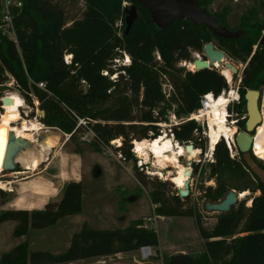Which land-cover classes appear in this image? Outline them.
<instances>
[{"label": "trees", "instance_id": "obj_1", "mask_svg": "<svg viewBox=\"0 0 264 264\" xmlns=\"http://www.w3.org/2000/svg\"><path fill=\"white\" fill-rule=\"evenodd\" d=\"M70 1L23 0V7L14 16L17 42L0 28V90L14 80L29 106L39 102V119L45 126L62 131L70 140L80 132H91V142L97 148L123 138L117 150L125 160H136L132 141L160 135L159 124L169 120L165 104L172 99L177 105L174 115L183 121L172 127L175 140L191 142L204 152L202 128L196 120L187 118L201 107L204 95L218 97L230 86L219 69L192 71L179 64L191 62L195 52L202 54L205 44L212 42L235 62L246 63L238 88L240 100L233 109L228 107L229 113L237 114L240 129H245L246 121L241 120L246 114L245 93L264 86V46L259 43L264 36V0H246L252 3L237 20L233 6L227 2L212 10L215 0H197L218 23L234 32L228 38L187 18L158 28L137 0H84L83 16L69 23L63 4ZM132 5H136L138 16L126 32V7ZM68 54L72 55L70 64L65 62ZM124 54L130 56L131 63L113 68L115 60ZM116 73L119 76L112 79ZM163 79L173 87L169 99ZM40 82L46 84L45 89L37 86ZM213 156L214 161L208 164L209 179L215 183L201 186V199L219 202L232 189L260 194L253 197L249 207L241 203L227 213H219L214 227L208 229L196 206H185L190 195L181 197L178 191L168 194L171 182L157 181L149 193L156 214L193 217L204 247L199 254L163 256V264H264V184L250 171L241 153L233 155L224 139L216 144ZM256 161L264 168V160ZM134 171L142 185L147 184L143 170L134 166ZM194 172H199L198 164H194ZM83 195V181H71L61 200L48 203L44 209H2L0 224L12 221L16 238L28 236L32 229H46L81 213ZM0 197H7L2 189ZM142 246L158 248L159 236L140 221L125 228L107 229L84 224L59 252L31 250L24 241L4 252L0 264H72L137 251Z\"/></svg>", "mask_w": 264, "mask_h": 264}, {"label": "rangeland", "instance_id": "obj_2", "mask_svg": "<svg viewBox=\"0 0 264 264\" xmlns=\"http://www.w3.org/2000/svg\"><path fill=\"white\" fill-rule=\"evenodd\" d=\"M226 2L233 6V16L236 20L245 7L252 3L246 0H215L211 8L212 10H217L220 4ZM125 4L131 5L129 2ZM63 5L69 23L72 19L81 18L86 9L84 0H72ZM193 57L196 58L195 54H193ZM200 57H203V54H200ZM227 60L239 67V74L232 75L230 81L225 77L230 86L225 94L229 95L230 91H234L237 96L235 100L229 101L227 105V121L238 130L240 129L237 122L238 116L236 113H229L228 107L233 109L234 103L240 100L238 88L246 63H237L228 56ZM130 63V56L124 54L121 59L115 60L113 68L119 69L121 66L129 65ZM179 66L190 70L183 62ZM118 76V73H116L111 78L116 79ZM5 87L4 90H0V95H2L0 96V100L8 93H16L23 98L15 88L14 80L7 82ZM163 90L166 96L171 93L167 79H163ZM260 90L264 93V86ZM24 103L25 105L21 109L22 117L40 121L39 116L41 115V111L38 101H34V107L29 106L25 100ZM2 106L3 104L0 102V113L3 111ZM176 108L177 105L172 99L168 101V104H165L169 120L167 123L159 124L161 126L160 135L167 133L175 139L172 127L176 123H180L181 120L174 116ZM243 119H246V114L241 116V120ZM197 123L202 128L200 139L205 141L204 152H201L198 159H189L185 155L179 157L180 163L191 170L186 186L189 189L190 200L186 202L185 206H196L202 216L204 226L212 229L219 213L206 211V202L200 198L201 186L214 185L215 183L214 180L209 179L208 164L211 162V156H208L207 153L209 148V124L207 126V122L204 121H197ZM11 125L12 128H17L19 121L13 122ZM52 134L60 136V143L51 155L55 163L48 164L47 166L45 164L41 165L39 171L34 172V174H31V172L20 174V172L24 171L21 165H17L14 170L3 172L0 180L5 182L2 190L7 193V197H0V211L6 206L12 209H26L30 211L44 209L48 203L61 200L65 186L75 179L76 176L82 179L84 185L83 210L79 214L62 219L55 226L42 230L32 229L28 236L21 238H16L13 235L14 222L7 221L1 223L0 257L4 252L11 250L15 245L24 241L29 243L31 250L48 249L53 252H59L69 245L73 233L79 231L84 224L100 229L125 228L136 221H140L142 225L146 224L148 229H155L157 231L162 246L160 251L162 257L168 256L172 251L184 250L194 254H199L203 251V240L198 233L195 219L193 217L158 216L155 212L156 205L150 198L149 193L153 188V184H157V181L160 180H169L171 182L167 188L168 194L181 189L170 179L166 178L169 172H174V166L170 165L162 170L164 176L154 175L153 173L158 171L154 159L151 158L148 163H144L142 158L134 151V145H132L131 151L135 155L136 160L127 161L122 157L121 151L117 150V148L122 145L123 138L113 140L111 146H100L97 148L91 142L93 138L91 132H80L75 140H70L62 131L48 127L36 134V144L25 139L22 142L20 152L37 147L39 143H43ZM180 144L183 146L186 143ZM232 147L233 155L238 154V150L233 144ZM57 150H62L63 155L55 158ZM76 151H80V154L76 153ZM194 164L199 165V172L197 174L194 172ZM134 166L143 170L142 173L146 177L147 184L142 185L138 180ZM42 171L44 174L41 175ZM13 181L18 183L15 184ZM8 182H12L13 184H8ZM259 194V191L254 195L250 193L246 197L241 198L235 206L244 203L246 207H249L252 205L253 197ZM149 218H151V221ZM155 255L156 251L149 260L154 259ZM157 258H160V256ZM97 260L98 258H91L80 260L74 264H97Z\"/></svg>", "mask_w": 264, "mask_h": 264}, {"label": "bare ground", "instance_id": "obj_3", "mask_svg": "<svg viewBox=\"0 0 264 264\" xmlns=\"http://www.w3.org/2000/svg\"><path fill=\"white\" fill-rule=\"evenodd\" d=\"M190 70H195L193 63H186ZM222 74L230 81L232 74L229 70H223ZM3 111L0 113V177L5 170L4 160L7 145L9 144L10 135L14 137L28 139L30 142H36V134L47 128L43 123L38 120L23 118L21 109L25 103L21 96L16 93H8L3 96ZM236 92L230 91L229 95L223 93L218 97H208L205 107L202 108L201 114L195 113L192 118L207 120L209 124L208 130V156H211L216 144L222 139L229 142L232 146L236 127L228 123L227 105L229 101L236 99ZM39 103V102H38ZM263 120L259 125L255 134L254 153L263 159L264 158V105L262 109ZM19 121L17 128H12V123ZM120 142L119 140H117ZM60 143V136L58 134L49 135L43 143H39L37 147H32L28 150L21 151L16 156V163L21 165L24 171L20 174L27 172L39 171L44 162L50 161L54 149ZM36 144V143H35ZM134 151L142 158L144 163H148L151 158L154 159L158 171L154 175L164 176L162 170L168 166H174V172H169L166 176L178 188H186L191 170L189 167L182 165L179 157L185 155L189 159H198L201 154V149L193 148L192 150H185L184 147L173 137L167 133H163L154 139L134 140ZM26 148V147H25ZM12 183V182H8ZM5 182L0 180V189L3 188ZM6 187V186H5ZM249 191L241 193V198L246 197Z\"/></svg>", "mask_w": 264, "mask_h": 264}, {"label": "water", "instance_id": "obj_4", "mask_svg": "<svg viewBox=\"0 0 264 264\" xmlns=\"http://www.w3.org/2000/svg\"><path fill=\"white\" fill-rule=\"evenodd\" d=\"M137 2L148 10L153 23L161 29L175 21L187 18L197 26L202 24L207 26L219 37H231L234 33L226 26L218 23L216 17L210 14L204 7L200 6L197 0H137ZM126 12V32H129L138 16L136 5L126 7ZM259 43L264 46V36L261 37ZM254 49L256 50L257 46H255ZM203 52L205 58L197 57L191 61V63L195 65L196 70L219 69L223 71L226 69L229 70L232 75L239 74V67L231 61H228L226 53L216 48L212 42L205 44ZM4 99L5 98L2 97L0 102L3 103ZM245 100L246 127L244 130H237L232 144L238 152L242 154L243 160L250 171L264 184V168L256 161V159H262L254 154L255 134L263 120L262 107L264 104V93L257 89H247ZM23 141L25 140L22 138L14 137L13 134L10 135L5 154L4 171L14 170L16 166L19 165L16 163L15 159L20 153ZM183 147L187 151L195 148L194 144L191 142L184 144ZM229 148L233 151L232 146H229ZM245 191L251 193L250 190L237 191L232 189L221 201L215 203L207 202L205 208L209 212L227 213L238 203L241 199L240 194ZM178 192L181 197L189 195L188 187L179 189Z\"/></svg>", "mask_w": 264, "mask_h": 264}, {"label": "built area", "instance_id": "obj_5", "mask_svg": "<svg viewBox=\"0 0 264 264\" xmlns=\"http://www.w3.org/2000/svg\"><path fill=\"white\" fill-rule=\"evenodd\" d=\"M1 5H2V10H1V25L0 28L1 30L4 32V34L10 38L11 40H14L15 42H17V35H16V28H15V24H14V16L16 15V13L18 11L21 10V8L23 7V0H1ZM195 57L200 58V54L199 53H194ZM72 61V55H65V62L67 64H70ZM185 66L186 63H191V62H183ZM196 70V69H195ZM192 70V71H195ZM37 86L41 89H45L46 88V84L44 82H40L37 84ZM169 88L171 90V93L166 96L167 98H169L173 92V87L172 85L169 83ZM165 93V92H164ZM226 93V92H223ZM166 95V93H165ZM215 97L212 93L206 94L203 96L202 100H201V107L194 113H192L187 120H196V121H204L207 122V126H208V121L207 120H200V119H194L192 118L193 114L198 113L201 114V110L202 108L205 107V103L207 102L208 97ZM175 116V115H174ZM176 117V116H175ZM183 121L180 120V123H182ZM85 124L84 120H80V124ZM180 123H176V125L180 124ZM175 126V125H173ZM228 146H230L229 142H228ZM213 152L211 153V162L214 161V156H213ZM255 154V153H254ZM149 220L151 221V218H149ZM144 228H147L148 226L142 225ZM139 256L141 261H148L154 254V248L152 246H142L139 250Z\"/></svg>", "mask_w": 264, "mask_h": 264}, {"label": "crops", "instance_id": "obj_6", "mask_svg": "<svg viewBox=\"0 0 264 264\" xmlns=\"http://www.w3.org/2000/svg\"><path fill=\"white\" fill-rule=\"evenodd\" d=\"M67 137H69V135H67ZM55 155H56L55 158H57L58 156L63 155V151L57 150ZM50 158H51L50 161L44 162L43 164H45L47 166L48 164L50 165L52 163H55L54 158L51 155H50ZM52 158H53V160H52ZM42 174H44L43 171L41 172V175ZM72 181L78 182V181H82V179L79 176H76V178L73 179ZM13 183L16 184L18 182L13 181ZM49 188H50V186H49ZM3 209L5 210V209H12V208H9L6 206V207H3ZM154 249L156 251L155 258L151 259L149 261H141L140 256H139V251L137 250V251H132V252H128V253H118V254H115L112 256L98 257L97 264H163V257L161 256V252H160L162 249L160 239H159V247L154 248ZM157 251L159 252V254H157ZM179 252L188 253L187 251L180 250V251H172V253H170L169 255H173V254H176ZM159 256H160V258H157ZM76 262H79V261H76ZM74 263H72V264H74Z\"/></svg>", "mask_w": 264, "mask_h": 264}, {"label": "flooded vegetation", "instance_id": "obj_7", "mask_svg": "<svg viewBox=\"0 0 264 264\" xmlns=\"http://www.w3.org/2000/svg\"><path fill=\"white\" fill-rule=\"evenodd\" d=\"M232 36H233V35H232ZM226 38H228V37H226ZM213 44H214V43H213ZM216 48H217V47H216ZM218 49H219V48H218ZM203 51H204V48H203ZM195 53H196V52H195ZM197 53H198V52H197ZM203 53H204V52H203ZM203 53H202V54H203ZM199 54H201V53H199ZM226 55H227V54H226ZM203 58H205L204 55H203Z\"/></svg>", "mask_w": 264, "mask_h": 264}]
</instances>
